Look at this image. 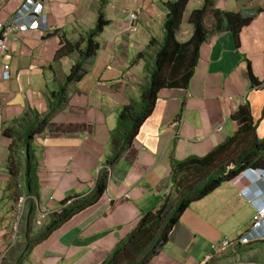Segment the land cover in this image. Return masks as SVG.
Instances as JSON below:
<instances>
[{"label":"crops","instance_id":"0c3cea01","mask_svg":"<svg viewBox=\"0 0 264 264\" xmlns=\"http://www.w3.org/2000/svg\"><path fill=\"white\" fill-rule=\"evenodd\" d=\"M29 1L43 4L48 30L11 34L12 77L0 76V264H103L170 190L176 161L206 156L237 135L240 126L233 115L241 106H248L256 138L264 140V0H212V9L256 16L240 28L238 38L230 30L211 34L190 83L160 88L153 112L114 164L120 112L127 105L135 107L142 87L149 84L164 39V3L172 0H0V23L10 22ZM206 2L191 0L186 7L178 42L192 39V14ZM100 12L110 24L98 37L96 57L88 60L82 41ZM205 22L212 30V13ZM64 39L79 44L78 51L57 58ZM140 54L144 56L138 60ZM81 61L88 72L68 83L71 69ZM62 89L66 101L60 98ZM50 114L43 131H35ZM237 141L230 147L235 158L239 148L244 154L258 144ZM259 159L264 155L252 158L257 167L194 201L149 264H199L223 238L248 231L255 208L240 192L256 178L255 169L264 170ZM33 165L37 195L30 191ZM102 171H109L108 186L97 204L35 246L62 201L90 193ZM22 196L28 200L26 213L20 215ZM32 196L50 212L43 225H38L37 212L33 216ZM262 246L237 244L210 264H246L243 258L259 262L251 254Z\"/></svg>","mask_w":264,"mask_h":264},{"label":"trees","instance_id":"16d2710c","mask_svg":"<svg viewBox=\"0 0 264 264\" xmlns=\"http://www.w3.org/2000/svg\"><path fill=\"white\" fill-rule=\"evenodd\" d=\"M190 2L191 0H172L164 3L166 9V19L163 25L164 39L156 54L155 66L151 71L149 84L142 87L141 107L137 109L133 105H127L120 112L118 133L113 137L115 154L111 164L118 162L132 146L141 126L153 112L160 88L182 87L190 83L198 64L201 47L207 42L211 34L230 30L238 38L240 28L252 22L256 16L243 18L239 13L212 9L214 5L212 0H207L203 9L195 10L192 14L191 23L195 28L192 39L189 42H178L176 39L177 32L181 26L186 7H189ZM210 12L215 18L212 30L206 26L205 22L207 16L211 14ZM109 24L110 21L100 12L95 28L82 41V43H86L83 51L86 59L94 60L96 57L100 49L98 37L102 34L103 28ZM64 44V47L58 51L57 58L78 51L79 44L69 43L65 39ZM143 56L140 54L138 60ZM248 71L253 84L257 85L259 80L255 77L250 63ZM87 72L88 69L83 62L76 63L67 76V82L79 81ZM65 92V89L59 91L60 98L64 101H66ZM247 109V105L241 106L233 115L234 121L240 127L237 135L228 142L220 145L206 156H192L173 164L170 190L163 195L156 208L141 217L133 232L117 246L110 259L103 264H149L160 249L167 244L175 225L194 201L206 197L223 183L234 180L243 171H247V168L257 167L252 158H256L257 154L264 155V140L259 141L256 138L253 121L247 113ZM51 117L52 114L43 117L41 128L35 131H43ZM238 139H242L244 142L258 141V144H254L251 149L244 150V154L239 148L237 150L238 156L235 158L236 153L232 152L230 147L236 142L239 143ZM240 155L241 160L238 161ZM261 161L264 162V160ZM232 164L235 166L231 167ZM108 178L109 171H102L90 193L65 198L62 201L60 211L51 215L46 229L35 239V246L45 241L55 230L62 227L74 216L96 205L103 193L106 192ZM29 179L30 191L37 195L38 173L36 165L31 167ZM35 207L34 202L33 216L37 212V207L36 209ZM256 244L264 245V240L257 241Z\"/></svg>","mask_w":264,"mask_h":264},{"label":"built area","instance_id":"2783aa9c","mask_svg":"<svg viewBox=\"0 0 264 264\" xmlns=\"http://www.w3.org/2000/svg\"><path fill=\"white\" fill-rule=\"evenodd\" d=\"M131 19H135V15H131ZM48 30V20L45 15V8L43 4L29 1L22 11L8 23H0V69L4 79H10L12 77L10 73L9 64V37L11 34L19 32H27L29 30ZM134 31L135 27H132ZM1 109V107H0ZM35 199L37 207V220L38 225H43L48 219L49 211L40 207L39 198L32 196ZM27 196H22L18 200L19 214L23 215L26 211ZM264 239V207L258 208L253 216L252 226L248 231L243 233L241 236L236 238H223L219 245H216L214 253L204 260L200 261L199 264H210L212 259L216 256L233 249L237 244H247L258 240Z\"/></svg>","mask_w":264,"mask_h":264},{"label":"clouds","instance_id":"9594fccd","mask_svg":"<svg viewBox=\"0 0 264 264\" xmlns=\"http://www.w3.org/2000/svg\"><path fill=\"white\" fill-rule=\"evenodd\" d=\"M254 172L256 178L248 187H246L245 191L240 192V194L249 202L250 205H252L255 208L256 211V209H258L259 207L260 208L264 207V170L255 169ZM255 242L257 241L251 243H255ZM251 243L241 244V245H248Z\"/></svg>","mask_w":264,"mask_h":264},{"label":"rangeland","instance_id":"374dc122","mask_svg":"<svg viewBox=\"0 0 264 264\" xmlns=\"http://www.w3.org/2000/svg\"><path fill=\"white\" fill-rule=\"evenodd\" d=\"M77 63H79V62H77ZM83 63H84V61H83ZM135 107L137 109H139L141 107V98H140L138 104L135 105ZM25 213H26V211H25ZM251 255L254 257H257L259 260V262L257 261L256 263H253V264H264V246L259 247L258 249H256V251H253ZM251 255H248V256H251ZM243 260H244L243 262H245L246 264H251V260L246 261L245 258H243Z\"/></svg>","mask_w":264,"mask_h":264}]
</instances>
